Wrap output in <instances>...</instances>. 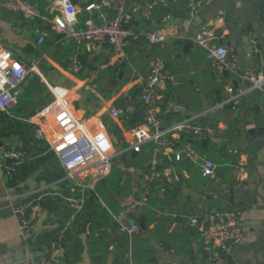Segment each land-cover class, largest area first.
<instances>
[{
	"label": "crops",
	"instance_id": "obj_1",
	"mask_svg": "<svg viewBox=\"0 0 264 264\" xmlns=\"http://www.w3.org/2000/svg\"><path fill=\"white\" fill-rule=\"evenodd\" d=\"M26 1L39 11V18L24 20L0 0L1 44L35 67L17 88L19 103L10 111L11 116L34 125L38 111L53 101L49 86H63L69 91L75 117L86 122L91 133L103 123L114 150L122 151L104 177L96 179L91 167L78 175L87 182L86 190H94L96 205L87 206L86 195L83 209L61 240L63 250L54 264H114L116 248L123 239L129 264H264V85L252 88L251 82L242 77L248 72L264 73V0H210L194 15L188 12V0H123L126 25L136 32L123 58L108 50V45L106 51H91L54 32L51 20L61 13L57 0ZM107 1L72 2L78 11L79 26L85 19L83 7L87 2ZM100 13L108 19L115 15L105 4ZM93 15L101 21L99 12ZM203 30H211L218 43L233 51L236 72L224 73L194 42L187 48L183 45ZM151 31L163 34L165 39L148 43L144 35ZM40 36L44 37L42 42ZM249 45L252 49L245 53ZM74 57L82 63L78 72L70 69ZM158 60L170 77L161 89L162 125L188 119L211 130L202 136H170L172 147L190 146L210 159L215 168L210 177H204L198 165L187 160L174 162L173 171L181 180L166 185L153 182L139 217L142 232L128 239L111 213L117 214L127 205L131 187L140 177L137 171L153 158L155 143L147 138L140 143L139 151L131 147L136 142V129H146L143 105L135 107L132 119L126 123L115 121L109 110L118 106L125 94H134L140 88L151 64ZM229 89L237 96L232 102H227ZM235 120L234 127H230ZM47 123L53 137L51 117ZM21 144L17 134L0 137V148L16 149ZM157 158L161 168L170 166L162 154ZM5 163L0 156V264H32L28 251L45 249L58 241L60 227L70 211L62 201L48 199L43 204L53 207H44L33 230L21 233L13 201L8 197L54 190L69 195L76 189L64 179L63 169V177L54 181L46 180L37 170L17 186L9 185ZM237 163L245 168L242 177L237 176ZM48 167L45 164L43 169ZM163 186L164 193L160 190ZM223 209L235 211L242 223V239L231 252L232 262L226 256L210 259L188 225L195 214ZM75 240L81 251L72 257L69 248ZM96 250L99 252L91 257V251Z\"/></svg>",
	"mask_w": 264,
	"mask_h": 264
},
{
	"label": "built area",
	"instance_id": "obj_2",
	"mask_svg": "<svg viewBox=\"0 0 264 264\" xmlns=\"http://www.w3.org/2000/svg\"><path fill=\"white\" fill-rule=\"evenodd\" d=\"M210 0H188V12L194 15ZM9 10L17 12L24 20L39 18V11L26 0H2ZM61 13L51 20V28L62 38L73 40L78 45H86L91 51L104 50L105 45L112 49L118 58H123L125 49L130 40L136 37L135 29L125 26L127 17L123 0H109L107 2H87L82 26H79L77 9L70 0L55 1ZM103 4L115 11L112 18H104L100 13ZM99 12L101 21L97 22L93 13ZM150 44L161 43L165 36L157 32H147L144 35ZM44 40L43 36L39 41ZM193 42L202 47L206 58L220 65L224 73L237 71V59L233 51L226 45L217 42L211 30H203L193 36ZM106 51V49L104 50ZM33 65L24 62L8 47L0 42V111L10 113L17 105V88L34 69ZM82 63L76 57L70 62V69L78 72ZM242 77L251 82L252 88H261L264 85V73L248 72ZM169 76L165 72L164 63L155 61L151 64L148 74L143 79L140 88L134 94H125L118 106H112L110 115L115 121L126 123L132 119V114L138 104L144 107L143 125L146 129L138 128L135 131L136 142L131 146L139 151L140 143L150 138L155 143L154 156L149 163L142 165L137 173L139 179L131 187V195L127 205L111 217L119 229L126 233L128 239L142 232L139 217L143 213L151 195L154 181H161L164 185L170 182H179L180 176L173 171V163L187 160L198 165L202 176L210 177L213 174L214 163L200 155L190 146L174 149L170 136L188 133L202 136L211 133L208 128H202L191 123L188 119L163 126L159 116L163 105L161 89L166 85ZM53 95L50 105L42 108L36 114L34 123L35 136L47 143L49 150L53 151L59 159L64 171V179L76 191L65 195L59 191H45L26 195L25 193L8 197L13 201V212L18 221L21 233L33 230L36 220L45 210L43 203L48 199L62 201L70 213L63 221L59 230V240L50 247L31 251L29 258L32 264H54L63 250L62 239L67 231L74 225L77 215L83 209L86 199V181L80 180L78 175L92 168L96 179H100L110 172L115 156L122 154L116 152L114 146L104 130V124L99 123L98 130L89 132L86 122L78 120L71 110L69 91L63 86H49ZM227 102H232L237 96L227 91ZM52 118L55 134L50 137L48 119ZM162 154L169 163L168 168H161L158 163V154ZM0 156L5 160V175L11 176L16 169L27 161H31L23 149L0 148ZM236 173L242 177L245 168L237 163ZM161 192L166 191L163 186ZM188 225L196 232L201 243V250L212 260H219L228 254L240 243L242 239V223L238 214L233 210H208L191 216ZM249 264V263H243Z\"/></svg>",
	"mask_w": 264,
	"mask_h": 264
},
{
	"label": "trees",
	"instance_id": "obj_3",
	"mask_svg": "<svg viewBox=\"0 0 264 264\" xmlns=\"http://www.w3.org/2000/svg\"><path fill=\"white\" fill-rule=\"evenodd\" d=\"M125 26H129L126 25ZM19 103V99H18ZM17 103V105H18ZM237 121H232L230 127H234ZM237 130V127H235ZM10 134H17L20 136L21 142L24 145L15 146L16 149H23L29 156H31V161H27L20 165L15 172L12 173L8 178L9 185L17 186L20 182L26 180L31 174L37 170H41V176L48 181H54L63 177L62 168L53 153L49 150L46 142L38 140L34 137V125L27 121L16 120L11 116L10 113H4L0 111V137L8 136ZM48 164L47 169H43V166ZM87 206H95L97 196L94 190H86ZM69 214V213H68ZM66 215V217L68 216ZM81 220H85L83 217ZM126 239L122 240V243L116 248L113 262L114 264H129L128 260V247L125 245ZM72 257H77L78 253L81 251L80 243L75 240L73 245L69 248ZM99 250L91 251V257H94ZM98 257L101 258L99 255Z\"/></svg>",
	"mask_w": 264,
	"mask_h": 264
},
{
	"label": "water",
	"instance_id": "obj_4",
	"mask_svg": "<svg viewBox=\"0 0 264 264\" xmlns=\"http://www.w3.org/2000/svg\"><path fill=\"white\" fill-rule=\"evenodd\" d=\"M70 1H71V2H76V0H70ZM192 43H193V41L190 40V39H188V40H185V41L183 42V45L187 48V47H190V46L192 45ZM244 49H245V53H248V52H250V50L252 49V47H251V45H249V46H247V47L244 48ZM43 205H44V207H46V208H52V207H53V206H51V205H49V204H46V203L43 204ZM86 226H87V222H85V223L82 225V227H81L82 232L85 231ZM29 253H30V251H28V253H27V257H29ZM226 260L232 262V261H231V260H232V256H231V254L226 255Z\"/></svg>",
	"mask_w": 264,
	"mask_h": 264
}]
</instances>
